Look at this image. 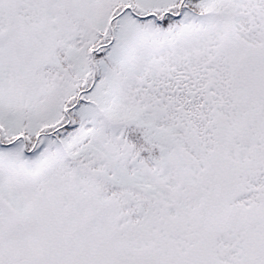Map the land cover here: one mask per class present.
<instances>
[{
	"label": "snow or ice",
	"instance_id": "1",
	"mask_svg": "<svg viewBox=\"0 0 264 264\" xmlns=\"http://www.w3.org/2000/svg\"><path fill=\"white\" fill-rule=\"evenodd\" d=\"M0 264H264V0H0Z\"/></svg>",
	"mask_w": 264,
	"mask_h": 264
}]
</instances>
